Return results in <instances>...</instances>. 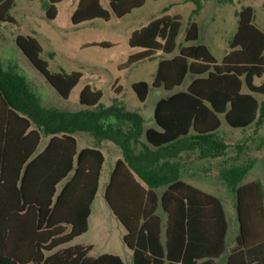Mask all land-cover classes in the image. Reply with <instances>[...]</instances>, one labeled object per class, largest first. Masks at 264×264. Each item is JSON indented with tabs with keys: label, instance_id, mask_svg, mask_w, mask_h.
Here are the masks:
<instances>
[{
	"label": "trees",
	"instance_id": "trees-1",
	"mask_svg": "<svg viewBox=\"0 0 264 264\" xmlns=\"http://www.w3.org/2000/svg\"><path fill=\"white\" fill-rule=\"evenodd\" d=\"M61 1L44 2L47 18L55 17ZM107 2L110 10L100 0H78L72 23L108 20L112 13L122 17L144 4V0ZM13 5L14 0H0V22L16 24L9 13ZM236 16L235 31L220 61L200 43L182 44L167 56L176 48L178 14H162L131 30L128 45L138 50L119 63L118 70L160 56L150 83L131 84L139 101L146 99L150 87L172 90L187 74L191 76L185 89L156 101V127L144 128L143 116L126 109L117 97L109 106L102 105L101 90L88 84L78 94L81 110L43 108L21 77L0 69V264H124L117 255L92 257L90 246L67 245L88 229L105 160L100 149L104 141L121 153L103 196L124 228L122 240L132 251L133 264H218L228 230L223 204L214 194L181 180L176 163L169 159L194 146L201 157H209V137L219 128L220 116L241 129L256 120L255 94H264V30L253 22L252 6H243ZM198 34L197 23L189 22L184 43L197 40ZM14 41L56 92L67 98L81 72L49 71L32 35L17 34ZM90 45L114 43L82 44ZM257 79L261 81L256 83ZM76 132H88L92 145L79 149ZM42 134L50 137L36 153ZM245 170L232 167L226 180L235 197L238 233L223 264H264V191L258 181L239 183ZM158 207L165 214L164 236Z\"/></svg>",
	"mask_w": 264,
	"mask_h": 264
},
{
	"label": "rangeland",
	"instance_id": "rangeland-1",
	"mask_svg": "<svg viewBox=\"0 0 264 264\" xmlns=\"http://www.w3.org/2000/svg\"><path fill=\"white\" fill-rule=\"evenodd\" d=\"M46 1L48 0H14V5L9 13L14 17L16 24L0 22V69L21 77L24 88L43 108H56L63 111L81 110L83 106L79 103L78 94L80 89L88 84L101 90L102 105L109 106L112 99L117 97L126 109L139 112L146 119L147 125L154 127L156 125L153 119V110L156 101L172 92L185 89L191 76L187 74L183 82L172 90H166L163 87H150L146 99L143 102L139 101L131 84L138 80L150 83L160 56L157 55L154 59L136 63L128 69L118 70L117 65L125 61L129 54L138 50V48L128 45L127 40L131 30L162 14H178L181 17V27L176 38V48L167 56L177 53L182 44L200 43L209 48L217 61L221 60L228 48V42L237 25L236 12L243 6L253 7V22L264 30V0H144L142 6L132 9L122 17H117L112 13L108 20L94 18L79 24H73L71 21L78 0H62L56 4L57 13L53 19H49L45 15L44 2ZM100 3L104 8L110 10L106 0H100ZM197 3L199 9H197ZM191 21H195L198 25V39L184 43L185 29ZM17 34L32 35L37 39L42 47L40 57L47 61L49 71L70 72L77 70L81 72L79 82L70 91L67 98L61 97L56 92L16 46L14 38ZM100 40H109L114 45L110 47L82 46L84 43ZM114 88H117L119 92H116ZM255 97L259 103L258 116L261 117L264 111V94H255ZM220 118L223 126L230 128L229 133L234 138L242 140L244 131L230 127L222 116ZM256 129L257 126L249 129L252 130L250 131L251 136H255ZM75 135L78 138L79 147L92 144V138L88 133L76 132ZM252 143L255 144V142ZM101 147L106 155V162L103 165L98 191L93 202V212L95 215L102 212L104 230L100 231L102 226L99 229L92 227L89 232L74 242L95 244L91 252L92 255L102 251H112L119 253L126 261L121 227L109 213L102 193L110 162L114 160L115 156H121V153L119 148L109 141H104ZM137 149L139 146H136ZM193 154V151L185 149L182 159L190 160ZM197 171V174L192 176L195 178L189 181L192 185L223 198L231 228L233 220L229 215L231 212L232 215L234 213L232 190L230 188H214L215 186L219 187V184L215 179H210L214 176L213 172H208L205 168H200ZM230 234H232V229ZM126 264L129 263L126 261Z\"/></svg>",
	"mask_w": 264,
	"mask_h": 264
},
{
	"label": "crops",
	"instance_id": "crops-1",
	"mask_svg": "<svg viewBox=\"0 0 264 264\" xmlns=\"http://www.w3.org/2000/svg\"><path fill=\"white\" fill-rule=\"evenodd\" d=\"M107 4H108V2H107ZM260 81H261V79H257L256 83H259ZM188 83H187V85H188ZM153 119H154V117H153ZM154 122H155V120H154ZM155 125H156V123H155ZM33 126L34 125H31V128ZM253 126H257V129L255 130L256 132H254V135H255L254 137L251 136V134H250V131H252V130H249ZM148 127H154V126L147 125L146 119H144V128H148ZM229 129L230 128L228 126H223L222 120L220 118L219 128L213 134H211L209 137V139H210V156L209 157H201L199 148L197 146H194L192 149H187V150H191L194 152L192 159L187 160V161L182 159L183 158V152L185 151V149L179 150L175 157L170 158L169 160L172 162H175L177 167H178L179 178L192 185V183L189 181L190 179L195 178L192 176L194 174H197L198 169L205 168L206 171L213 172L214 176L210 177V179L211 178L215 179L216 182L219 184V187L215 186L214 188L228 189L229 186L227 185L226 180H228V179L230 180V169L234 166H242V167L245 166L246 170L243 172L239 183L244 184V183H247L250 181H258L262 184L263 191H264V111L262 112L261 117L258 116V111H257L256 120L252 124H250L248 127L242 129V131H244L243 135H242L243 136L242 140L234 138L233 135H231L229 133L230 132ZM239 129H241V128H239ZM253 130H254V128H253ZM85 133H88V132H85ZM74 136L77 139V146L79 149L82 147H85V146H91L92 145V144H86V145H81L79 147L78 138L75 135V133H74ZM49 137H50V135H44V134L41 135L40 142L36 148V153L41 151L45 147ZM234 139H235V142H234ZM252 142H255V144H253ZM102 144H103V142H102ZM102 144H101V146H102ZM101 146H100V149L103 152ZM138 150L139 149H137L136 151H138ZM103 154H104V152H103ZM104 156H105V160H104L103 165L106 162V155L104 154ZM118 158H121V156L120 155L115 156L114 160L112 162H110V167L107 169V177L103 183L102 193H103L104 188L108 182V178H109V174H110V171L112 169V166L114 165L115 161ZM102 169H103V166H102ZM102 169H101V172H102ZM100 177H101V173H100ZM67 178L68 177H66L65 179H63L62 181H60L57 184V186H56L57 191H59L63 187ZM99 180H100V178H99ZM141 182L143 183V185L146 186V184L143 181H141ZM98 187H99V183H98ZM160 190H161V188L158 189V192H160ZM97 191H98V189H97ZM215 196L220 198V200L223 204L226 219H227V214H226L223 198L218 196V195H215ZM103 198H104V196H103ZM232 201H233L234 213L232 215V212H231L229 216L233 220V223L231 225V228H230V225L228 223V230H227L226 238H225L226 239V250L220 258L216 259L218 264H223L224 258L228 255L231 248L235 244V236L238 233V224H237L236 217H235L234 193H232ZM93 202H94V200H93ZM93 202L91 204V214L88 218V229L84 233L76 236L67 245L80 244V245H84V246H90L91 249L89 251V255L92 257H97V256L104 254V253L114 254V255L119 256L124 264H126V261L129 264H133L132 251L130 249H128L125 244H124L125 245L124 253H125L126 261L124 260V258L119 253L112 252V251H102L101 253L99 252L96 255H92L91 252L93 251L95 244H93V243H87L86 244V243L74 242L77 238H79L82 235H84L85 233L89 232L92 229V227H94V229H99V227L102 226L100 231L104 230V227L102 225L103 218L101 217L102 212L100 214H96V215L94 214ZM262 206L264 208V197H263V201H262ZM107 207H108L109 213H111L113 219H115V221H117V223H118L117 225L119 227H121V234L123 237V234H124L123 226L118 221V219L115 217V215L112 213V211L108 205H107ZM157 213L162 218V235L164 236L165 214L162 212L160 207H158ZM227 222H228V219H227ZM231 229H232V234H230ZM122 230H123V232H122Z\"/></svg>",
	"mask_w": 264,
	"mask_h": 264
}]
</instances>
